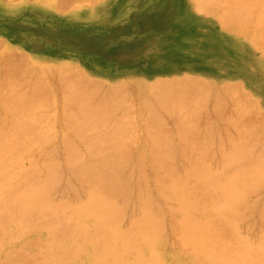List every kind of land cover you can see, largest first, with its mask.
Returning a JSON list of instances; mask_svg holds the SVG:
<instances>
[{
    "label": "rangeland",
    "instance_id": "1",
    "mask_svg": "<svg viewBox=\"0 0 264 264\" xmlns=\"http://www.w3.org/2000/svg\"><path fill=\"white\" fill-rule=\"evenodd\" d=\"M221 1L223 2V0H216L215 3L217 5L214 3L211 8L208 6H205L206 8L202 7L203 8L202 9V8H196L197 4L195 3V0H0V99L1 100H3L4 98L7 99V100L6 99L3 100L5 103L3 101L1 102V100H0V120L2 119L0 122V126L3 127V128L0 127V138L1 139L3 138V142L0 139V143L2 142V145H1V147H2L3 145H5L7 143V140L9 142V139H8L6 133H9L8 135L11 139L10 141L13 140L15 143L18 140L23 138L22 134L24 135V138H26V139H27V135H28V139H29V141L26 143L27 147L25 145L26 148L23 145L24 144L23 141L17 142V144H18L17 147L14 146V147H16V149L14 148L16 150V155L19 156L20 153H22V155L18 157V160L15 157L16 159H14V160H16V162L13 161V159H12V161L15 162V163H13V162L12 163L14 164V168H18V166H19L21 168V170H18V171H17V169H15V171L10 170V169H12L10 167L12 164L11 159L9 161L11 164H9V162H8V165L5 164L7 161L6 162L4 161V163H0V165L3 164V166H7L4 168H5V170H8V172H6L5 170H2L4 168L0 169L2 171L1 174L3 175L2 177H0V179H1L0 184L6 186L4 181H7L10 184L11 182L8 181L9 180L8 177L12 176L11 177L12 183L17 182L18 183L17 185L19 186V188L21 186H23V183H20V182H22V180H23V182L25 181L26 183L29 181V180L25 179L27 172L30 171L29 167L31 165H33V166L35 165L34 166L35 169H37V167L40 168L43 164V162H42L43 159H41L40 161H39V159L41 158V156L42 157L44 156L45 152L43 153V155H41V154L43 151H46V149L47 150L49 149L50 153L53 156L52 155L49 156L50 153L48 152V154H47L48 156L47 155L45 156V158L47 157L46 159H50L53 162L55 160L54 158L56 157V159H58L59 162H60V160L63 161V162L61 161L62 163L57 162V160L54 161L55 163H57V165L60 164L59 167L61 166V168L58 167V169L56 171L57 174H59V172H60V171L58 172L59 169L63 170V171L61 173V176L59 174V177H60L59 179L61 181L59 180V183L56 185L55 189H53V191H52V193L53 192L55 193V190H56V194H54L52 197L54 198V200H56L57 199L56 195L61 196L60 194L63 192V194L64 193L65 194H64V196L62 194V197L68 198L67 200H70L69 202H71L72 200L74 201V199H75L74 197H76V195L74 194V192L76 190L79 189L81 194L83 195L84 191H86L87 190L86 188H88V187L83 182H82L83 183V185H82V183H80L78 180L77 181L74 180L72 178V176H70V174L68 173V170L66 169L67 165L66 164L63 165V163H65L64 160L68 158V154L66 153V152H68V151H66V150H68V148H66L62 145L63 142L66 141V142H69V144L71 142H73V144L71 143L70 145L75 146V147H73L72 150L70 151V154H69L70 156H71V153H73L72 151H74V149H75V152L72 155H74L76 153V151L78 152V148L81 146L79 150L81 152L84 151V153L82 152V154H81V152L79 151L78 153H80V154L76 153L78 156L75 155L76 157L80 158V160H84L88 157H90L89 159H95V160H98V158H103V157L112 158L113 155H115L113 158L116 159V158H120L121 155L124 153V154H126V155H123L125 158L124 160L126 161L125 165L127 164V166H125V167L130 168L131 165L129 162H131V160L133 163L139 161V160H137V158L139 159V156L142 155L141 161L138 163H141V164L144 163V165L142 164L143 167H142L141 171H143L145 173V176H147V178H148V179L144 178L145 180H147L144 182V183H146V186H147L145 188L147 189V191L151 190L150 191L151 197L156 201L157 206L160 205V211H159L160 214H158V215L159 216L161 215L160 216V218L162 217L161 221H162V219L164 220L162 222H163V225L165 226L164 227L165 230H163L164 228H162L163 232L161 231V237L164 235V237H162V243H161V245L157 246V248H156L157 250L155 251L156 255H158V257L155 255V257L158 259V261L156 258H154L153 254H152L151 259L149 258V256H150L149 255L147 257L148 260H146V262L150 261L152 264H155V260H156L157 264H159V263L160 264H170V263H172V264H205L206 262H203L200 259H195V261H193L191 259L192 250H189L191 248L186 249L188 247V245L187 246L182 245L180 240H179V237L177 238L175 236L177 234V232H176V229L171 226L172 222H170V221L173 219V216L176 215V213H174L175 210L173 208L169 209L170 205H168V203H170L172 206V204L174 205V203L173 202L171 203V202L167 201L165 198H162L163 196H159L158 191L156 190L157 188H154L155 182L152 180L153 177L151 179H149L152 176V173H151V169L149 167L150 163H149L148 159L151 157L150 155L154 154V153H152L153 151L154 152L156 151L155 152L156 156L158 155V153L161 155L163 154V153L159 152L158 147H157L158 149L157 148L154 149L155 148L154 146H156L154 144H157V139L153 138L154 134L152 135V133L156 132L157 128H155V125L157 127L158 124L155 122H158V121H159L158 123L161 125V129H162L159 133H161V132L165 133L166 132V134H164V133L163 134L164 135L168 134L165 139L167 141V139L169 138V140H168L169 143H167V145L169 144L168 147H170V150L167 149V151L169 150L171 152L170 153L171 156L168 155L169 160L171 158V161H174L172 159V158H174L178 162V159H179V161H181V162H179V164H181V163H185V160H187L189 157L190 158L193 157V158H195L193 160L197 161L198 159H196V158L199 155L198 158L203 156L205 161L208 158L206 162L207 163L211 162V164L213 166H215L216 164H219L221 162V160L223 159V157L219 158V155L221 154L220 151L222 150L223 144H220L222 147H220V145H218V144L221 141H223L222 143H224V141H226V143H224L225 149L223 147V151H221V152L223 153V155L227 156L226 153L228 154V150L231 147L229 144L230 138L236 137L235 131L230 127L229 123H227V121H225L228 119L227 118L228 115H231V114H229V112H230L229 110H232L231 109L232 106H235V107L237 106V108H238V105H240L239 108H240V110H242L244 108L243 106H245L244 104H247L246 105L247 107L245 106V110H246L245 113H247V114L244 113V109H243L242 113H241V111H239L240 119H241V120L240 119L239 120L242 121L241 122L242 124H240V125H243V120H244L245 122H244L243 127L244 128L246 127L245 129H247V127L249 126L248 121H252V122L253 121L255 122L257 120L259 121V123L257 121L255 124H251L254 126H252V127L249 126V128H253V127H255V125L260 126L261 124H263V122L260 123L261 122L260 120L262 118V121H264L263 120L264 119L263 118L264 117V44H263L264 42H262V41H264V37H262L260 34L264 31V27H263L264 22L261 24L262 25V27H261L259 25L260 23H258L259 20H257V19H259L257 17V14L259 12L258 10H260V12H259L260 14L264 12V11H261L262 9L264 10V6H263L264 0H258L257 2L254 0V2H256V3H253L251 5V9L252 8H254V9H253V11H249V12H252V13H248L250 15L245 14L246 18L244 17L245 15H242V14H238V15H241L242 17L238 16L236 14H235L236 16L234 15L231 18L228 17L227 18L228 23H226L227 25L225 23H223V19H222L221 15H220L221 19L218 18L219 17L218 15L220 14V12H222V13H224L225 11L229 12L230 11L229 9H231L232 7H235V4H234V2H229L228 0H224V1L229 2V4H227V2L226 3L223 2V4H222ZM217 2L218 3L220 2L222 5L220 3L218 4ZM252 2H253V0H252ZM232 4H234V6ZM261 4H263L262 5L263 8H262V6H260ZM229 5L232 7H229ZM237 5H238V2L236 4V6ZM253 5H254V7H252ZM226 6L228 7L227 9H226ZM222 8H224V10ZM226 12H225V14H226ZM222 15H224V14H222ZM235 17H238V18L240 17L241 19L237 18L238 19L237 20ZM251 17H252V19H249V21L251 23L250 24L247 22V20H248L247 18H251ZM234 18L237 21V23H235V21H233ZM255 19L258 21L257 23H256ZM219 20H221L222 23ZM240 21H242V22H240ZM245 21L249 26L246 25V28L241 30L239 28L240 27L239 23H245ZM256 24L259 26H257ZM255 26H257V29ZM239 30H240V32H239ZM256 31L257 32L260 31V33H258V34L261 37L257 34ZM263 34H264V32H263ZM249 35H251V36H249ZM252 36H253V38H252ZM257 36H259V38ZM258 40L261 41L262 43L259 42ZM257 41H258V43H257ZM61 67H63V68H61ZM65 70H66V72H65ZM68 71L71 73H68ZM75 74L76 75L78 74V76H80V77H77ZM70 75H72V76H70ZM81 77H83V78H81ZM73 78H75V80L76 79L77 80L75 81ZM78 78H79V80L82 79L81 80L82 83L78 80ZM65 79H66V81H65ZM71 79L74 80L76 83L74 81H71ZM61 80H63V81H61ZM83 80L86 81V83H84ZM67 81H69V82H67ZM91 81H93V84L96 83V85H97V86L96 85L93 86V84H92V87L94 89L92 87H91L92 88L91 89L88 86V83L90 85ZM118 81H119V85H117ZM63 82H65V83H63ZM120 82H125V83H122V84H124V86ZM154 82L156 84L157 83H159V84L155 85ZM237 82L241 84L239 86L237 85L238 89H240L242 91V88H243V91L246 92V94L243 92V95H241V96L243 97V99L244 98L246 99L247 103H244L243 99L242 100L239 99L240 100V103H239V101L237 100V98L239 97L238 94H236V93L233 94V92L225 91L224 89H222L224 85H226V86L227 85L228 86L236 85L235 83H237ZM62 84L63 85L66 84V85H64L65 88L62 86ZM84 84H86L87 86H85V89H82L83 86H81V85H84ZM58 85L60 88L57 87ZM110 85L111 86L117 85V87L119 86V88L121 90H124V89H126V90H124L122 92L118 88L119 90L116 89L118 91V93L120 94V92H122L120 95L117 93V91H115L116 93L112 92L113 96L110 95V98L107 96L106 98H103L104 100L102 101V99L100 98V95H102V91L105 90L108 86L110 87ZM221 85H223V86L221 87ZM150 87L152 88V90H151V92L153 91L152 93L149 92ZM122 88H124V89H122ZM67 89H70V90L68 91ZM88 89H91L90 92ZM144 89H145V91H144ZM146 89L149 91L146 92L147 91ZM75 90H76V92H74ZM83 90L84 91L87 90L88 91V97L91 98V99L88 98L87 103H86L87 91H85L86 92L85 93ZM192 90H194V91H192ZM36 92L38 93V95ZM82 92H83V95H82ZM156 92L157 93L162 92V94L164 92V94L163 95L155 94ZM80 93H81V97H80ZM89 93H91V94H89ZM33 94H35V96ZM76 94H78L79 96L78 95L76 96ZM117 94H118V96H117ZM10 95H11V98H10ZM17 95L19 96V98L16 97ZM152 95H154V96H152ZM164 95H165V98H164L165 102L162 101L163 98H162V100H161V98H158L157 101H159V99H160L162 101V102L160 101L161 104L159 102V104H160L159 105L156 102L155 107H153L155 104V103H153L155 101V99L158 96L163 97ZM65 96H67L66 97L67 100L73 97L71 99L72 101H70V100L67 101L65 99ZM69 96H71V97L69 98ZM116 96L119 98V101H118V98H116ZM15 97H16V99H15ZM113 97H115V99ZM248 97L252 100V102H250L251 100ZM17 98L19 99V102L21 101L24 104H25V102H27V99L28 100L32 99L33 102L35 104L37 102V104L35 106L34 103L29 100V102H27L24 105L21 102L19 103ZM81 98H82V101L85 99V101H83V102L81 101L82 105L79 104L82 107V109H85V106L87 105L86 109L84 110V113L82 115H84L86 113L87 117L90 119H91V117L93 118V116H94V119H95L94 123L91 122V124H95V125L97 124V126L93 125L95 128H97L98 125H100L97 128V129H99V131L97 130L94 132V130H96V129H94V127L90 128V129H94L93 130L94 133H92V131H89L90 129L89 128L87 129V127L85 126V123H84L85 120H83V119L80 120V118H84L86 115L83 117L81 115V112L78 109H74V107L73 108L71 107L73 105L75 106L76 105L75 102L77 103V100H81ZM98 98L100 100H98ZM122 98L125 100L124 101L121 100ZM138 98H139V100H138ZM22 99H24V100H22ZM73 99L75 102H73ZM106 99H107V101H109V99H110L112 103L111 102L108 103L106 101ZM152 99L154 100L153 102H152ZM143 100L145 101V107L151 106L150 102L153 103L152 107H148V108H150L151 111L154 110V112H152L153 114H150V112H149L150 110L149 109L146 110L147 108L142 109L143 111L139 110L140 109L139 101H141V103H142ZM236 100L238 101V103ZM248 100H249V102H248ZM253 100L254 101L256 100L255 104H254ZM6 101H8V102H6ZM15 101H17L19 104H17V102H15ZM89 101H90V104H89ZM96 101H100L98 103H100L102 105H104V102L106 101L105 104L108 103L109 106L111 105L110 107L112 108L111 109L112 112H109L108 114H106V111H108L110 109V108L109 109L107 108L108 104H107V106L105 105L106 106V109H104L105 112H104V110L103 111L99 110L98 108L103 109L105 106L102 108V106L100 105L101 107H99V104ZM117 101L120 104H118ZM78 102L80 103V101H78ZM93 102L97 103L96 107L94 109H96V111H99V112L96 113V111H94L95 115L90 114L91 117H89L88 116L89 115L88 108L90 105L92 106ZM116 102H117L118 110L116 107H115L116 109L114 108V104H116ZM163 102H164L165 106L161 107ZM7 103H9L11 105H9ZM31 103L33 104V106ZM39 103H41L40 106L42 108L38 105ZM44 103H45V106L42 105ZM69 103L71 104V106ZM123 103L124 104L126 103V104L124 105ZM241 103H242L243 108L241 107ZM5 104L7 107L5 106ZM84 104H86V105H84ZM112 104H113V107H112ZM157 104H158V106H157ZM12 105L15 108V110L17 109L16 111H14L13 107L12 108L10 107ZM16 105L18 107L21 105L20 106L21 108L20 107L18 108ZM79 105H76L75 108H79L78 107ZM226 105L229 107H227ZM34 106H35L36 110H33V109H35ZM66 106L68 107L69 111H68V109H65ZM38 107H40V108H38ZM93 107L89 108V111H91V113H93L92 112ZM25 108H27V109H25ZM11 109L14 113L16 112L15 114L17 115V116H15V114H14V117H15L14 120H12L14 117L12 116L13 112H11ZM19 109H22V110L19 111ZM28 109H30L31 112H29ZM72 109L75 113H77V120H78V121L76 120V122H74V126L78 127V125L81 121V123H80L81 126H79V127L81 129H82V127L84 129L86 128L87 130L85 131V133L90 132L93 135L96 134L99 137L100 142L98 141V139H96V137H94L96 135L93 136L90 133H88L86 135H90V136H86V135H84V133H82V132L80 133L78 131H76V134L73 133L72 129L68 125V122L70 120V119H68V114H65V113L71 112ZM123 109H124V111H122ZM247 109H248V112H247ZM26 110L28 112H26ZM111 110H109V111H111ZM73 111H72V114H73ZM76 111H78V112H76ZM8 112H10V113H8ZM20 112H22L23 115L20 114ZM124 112L125 113L128 112V114L127 113L124 114ZM146 112H148V113H146ZM24 113H26L27 115H25ZM36 113H38L39 115ZM63 113L65 115H63ZM206 113H207V115H209L208 118L210 117L211 119H213V118L215 119V117L221 116L220 118L223 119V120L222 119L218 120L219 117L217 119H215L216 123L218 122L217 127L216 126L214 127V125H215V122H213L214 119L211 120L213 123L210 122V127H211V125L213 126L212 129L214 130V132H212V133L214 136L210 132V131H212L211 128H210L211 129L210 131H206V132L201 131L202 130L201 127L209 128L208 122H207L208 125L204 124L205 121L202 122V120H204L203 116L207 117ZM214 113L217 114V116H215ZM243 113H244V115H242ZM74 114L72 116L73 120H74V116H75ZM96 114H97V118H95ZM99 114H101V115L105 114L104 117H106V118L108 115L109 118L107 120V123L104 124L100 119H98ZM249 114H250V116H249ZM21 115L24 117V119ZM31 115H32V117H31ZM126 115H128V116H126ZM129 115H130V117H129ZM20 116L22 117V119ZM40 116H41V118H38ZM47 116H48V118H47ZM153 116H156L157 119H154V118L152 119ZM196 116H198L202 119L200 120ZM27 117H30V118L28 119ZM87 117H85L84 119H86ZM104 117H103V119L105 120L106 118H104ZM241 117H243V118H241ZM8 118H10V119H8ZM44 118L46 121L44 120ZM38 119H40V121ZM65 119H66L67 124H66V122L63 123V121H65ZM90 119H89V121H91ZM112 119H114V120H112ZM127 119L129 120V124L128 125L126 124V126L129 128L124 127V125H125L124 123H126L125 121H127ZM174 119L176 120V123H175ZM197 119H199L198 124H196V122H195V121H197ZM32 120H34V121L38 120V121L33 122ZM82 120H83V122H82ZM115 120L118 123H116ZM205 120H206V118H205ZM25 121H28L27 123H30L29 126L23 124V123H25ZM41 121H43L44 123ZM47 121H49V122H47ZM112 121H113L112 125L114 123L115 124H114V126L111 125V127H110V124ZM119 121H124V123L121 122L122 123L121 124ZM206 121H209V120H206ZM224 121H225V123H227L226 125H225ZM40 122H41V125L39 127L38 125ZM77 122H78V124H76ZM99 122H100V124H99ZM105 122H106V120H105ZM9 123L11 124V128H13L12 125H14V124H15L14 127L16 126V128H13V129H11V131H9L10 130V128H9L10 124ZM27 123H25V124H27ZM31 123H36V124L34 125ZM48 123H50V124H48ZM82 123L84 125H82ZM221 123L224 124V126H227L226 127L227 129H230V133L232 130V133H231L232 135L229 132L228 133L230 135L227 133L228 130H226V131L224 130L225 132L221 130L222 129L221 127L223 126V125H221ZM44 124L46 126H44ZM203 124L205 126H202ZM5 125H7V127L8 126L9 127L7 128V127H5ZM31 125H33V128L32 129L30 128V131H28L29 130L28 127H30ZM62 125H64V126H62ZM118 125H120L121 129H122V127L124 129L127 128L126 129L127 132H129V130H130L129 133L133 134V135H131L132 137H130L129 133H128L129 134L128 135L125 130L124 131L126 133L120 129V131L125 134V137L128 138V141L130 139V141L128 143H127V138L122 136L124 134L121 133L120 131H119L120 134H122L120 137H123L124 139L120 138V140H122V141L119 140L118 144H116L117 143L116 140H118V139H115V144L113 143L114 142L113 139L117 135L116 130H119L116 128V127H118ZM143 125L144 126L146 125V127L149 128V130L147 128L148 133H149V131H150V133L152 132V129L150 130L151 127L154 129L153 132L151 133L152 136L149 137V135L147 133H146L147 135L145 134L146 129L144 130V128H146V127H143ZM37 126L39 128L44 126V128L43 127L41 128L44 130V131L42 130L43 132L41 133L42 137L45 136V131L46 132L50 131V133L49 132L46 133V136L47 135L49 136V137L47 136L46 138L49 140L46 139L47 140L46 141L41 136H38V135H40L41 129H40V131H38L39 129L38 130L36 129ZM180 126H184V127H180ZM197 126L200 128V129H198L199 131L195 130V129H197ZM218 126H219V128H218ZM46 127H48V128H46ZM106 127H108V129H105ZM113 127H115L116 129H114ZM131 127H132V129L134 128L133 129L134 131H132V129H130ZM192 127H194L193 128L195 130L194 132L192 131L193 129H190ZM34 128L36 129V131H34V132H36V133L38 132L37 133L38 135L36 133H35V135L39 138H37V137L36 138L40 139V140L36 141L38 143H36L34 141V137L31 138V139H33V142H31L32 140L29 137L31 134H33L32 131L35 130ZM68 128H69V130H68ZM110 128L114 129L116 134L112 133V135L114 134V137L111 136V138H112L111 142L112 143H110V142L108 143V141H107V143H108L107 144L106 141H103L102 139H104V140L109 139V136L111 134H108V136H107V134L106 135H104V134L109 133L108 131H110ZM139 128H140V130H139ZM178 128L179 129H181V128L186 129V131L184 130L185 132H187V130L189 131V133H186L187 136L190 134L187 137V140H189V141H190V139H188V138H191L193 136V135L191 136V133L193 132L192 133V134H194L193 138L196 137L195 140H198L199 144H200V140H201V142H202V140H204V139H201L200 135H202V134L200 133V131L204 134L203 137L205 139H206V137L208 138L207 135H209V134L206 135V133L209 132L210 133L209 136H211V138H209V139L211 142H209V139H207L208 141L204 140V142L206 141L208 143H205V147L203 149V150H205L204 155H206L207 157L204 156L203 153L201 152L202 149H200V147L204 146L202 143L201 144L203 146H200L199 144H194V143H193L194 146L191 145V147H195V145L196 146L199 145V147L197 146L198 148L195 147V149L201 150L200 152H197V154H196L197 156L193 155L194 152H192V155H189V157L187 156L188 154H186V159L181 158V156L179 157L180 151H182L180 148V151L176 152L179 150L178 149L179 145H180V147H183V145L185 144L184 145L185 150H183V151H185V153H186V151L188 150V148H186V147L187 146L189 147V144H192V142L188 143L187 140L185 139L187 142L186 143L184 138H182L180 136V134L178 132L179 131ZM215 128L220 130L219 135H218V133L217 134L215 133L218 131L217 129H216L217 130L216 131ZM257 128L258 127H256L255 135L257 134ZM141 129H142V132H141ZM223 129H224V127H223ZM14 130H16V131H14ZM61 130L64 131L65 133L67 132V134H65L66 136L62 134L63 132ZM21 131H22V133H21ZM114 131H112V132H114ZM13 132H17V133L13 134ZM26 132H28V133L32 132V133L30 135L29 134L25 135L24 133H26ZM97 132L98 133L101 132V133L97 134ZM197 132H198V134L196 135ZM18 133L19 134L21 133V135H19ZM51 134H52V136H50ZM57 134L58 135L61 134V136L57 137L58 136ZM215 134L218 137H216ZM4 135L7 137L6 140L4 139V137H5ZM67 135L69 136V138L72 137L71 138L72 141H71V139L68 138ZM73 135H74V137L76 135V137L74 138ZM226 135H229L230 137L229 136L224 137ZM31 136H34V134ZM118 136H119V133H118ZM160 136H161V134H160ZM219 136L222 137L220 139H223V140H220V142L216 141L219 139ZM13 137H15V139ZM60 137L63 139H66V140L63 141ZM106 137H108V138H106ZM17 138H20V139H17ZM24 138L22 140H24V142H26L28 139L25 140ZM58 138H60L62 141H60V139H58ZM73 138L75 139V141ZM116 138H119V137H116ZM152 138L154 140H152ZM162 138H164V136ZM193 138H191V141L194 140ZM198 138H200V139H198ZM224 138L225 139L228 138L229 141L224 140ZM41 139L45 140L44 143L42 142ZM90 139L96 140V141L95 142L90 141ZM211 139H214V141H212ZM161 140H163V139H160L159 141H161ZM83 141L88 142L86 144L89 147L92 146L94 148H96L99 145L98 143H102V144L104 143V146H105V143L107 144L106 146L112 145V147H110L111 149H113L112 152H114V149H117V148H113V147H117L119 144H121V145H119V147H123L124 149L126 148V151L122 152V151H124V149L121 148L122 151L120 154L118 152L119 149L117 152H115L116 154H112L111 152L109 153V151H111V149L108 150V152L104 151V149H102L104 146L101 147V144H100L99 148L97 147L98 150L97 149L95 150L92 147H90V149H89V147H86L87 146L86 144H85L86 146H84ZM198 141H195V143ZM39 142L43 143V144L38 146ZM46 142L50 143V144H46ZM89 142H94L95 144L97 143L98 145L96 144L97 145L96 146V145H94V143H93V145H92V143L90 145ZM122 142L124 145L122 144ZM124 142H126L127 144ZM182 142H184V143H182ZM217 142H219V143H217ZM19 143L22 144L24 149H22L23 148L22 146L21 147L19 146ZM51 143H52V145H51ZM53 143L55 144L54 147L56 149V152L54 151ZM57 143H59V144H57ZM60 143L62 146H60ZM10 144H12V142L7 143L5 148L4 147L3 148L6 149V147H8V149H9L11 147ZM35 144L39 149L35 148V146H34ZM149 144H153V145L149 146ZM164 144H166V142L165 143L163 142V146L161 145V147L167 148L166 147L167 145L164 146ZM171 144H174L172 147H175L174 149H178V150H176V151L173 150V148L171 147ZM225 144L226 145L228 144L227 145L228 147ZM9 145H10V147H9ZM44 145H46L45 149H44ZM215 145H216V147H215ZM106 146H105V149H106ZM143 146H144V149H143ZM18 147H20V149H18ZM50 147H52V148L50 149ZM76 147H77V150H76ZM84 147L86 148V151L84 150ZM100 147L103 150V152L99 154V152L102 151V150H100ZM191 147H189V150ZM217 147L219 150L221 148V150L219 151L217 149ZM226 147L228 150L226 149ZM63 148H64V150L66 149L65 150L66 152L63 150ZM140 148H141V150H139ZM171 148H172L173 152L175 151L174 153L171 151ZM212 148H214V149H212ZM2 149L0 150V153L2 152ZM8 149H6V151L3 150L4 154L2 156H0V159H3V160L7 159V158H1V157H3L4 155L8 157V153H7V151H9ZM28 149H30V150H28ZM92 149H94L93 150L94 154L89 155L88 152H89V150H92ZM127 149H129L130 151ZM161 149L163 150L164 148H161ZM207 149H209V150H207ZM230 149H232V147ZM39 150L42 152L39 153ZM192 150L194 151V149L191 148V151ZM199 150H195V153H196V151H199ZM216 150L220 154H218V152H216ZM225 150H227V151L225 152ZM30 151H31V154H30ZM36 151L39 153V156H37ZM57 151H58V154H57ZM95 151H97V153ZM127 151L129 152V155H128ZM140 151H143V153ZM157 151H158V153H157ZM163 151H164V154H163L164 156L163 155L162 156L164 158L165 155L168 154L169 151L166 152L165 149ZM191 151H189V152L191 153ZM210 151H212L211 154L214 153V155H215V156L212 155L213 157H210L211 156V154H210L209 157L212 160H210L208 157V154ZM27 152H29V153H27ZM138 152H140L142 154L137 156ZM6 153H7V155H6ZM103 153H104V155H103ZM183 154H184V152H183ZM14 155H15V153H14ZM14 155H12V156L14 157ZM173 155H176V156H173ZM216 155H217V157H216ZM12 156L10 155V158ZM83 156L85 157L84 159H83ZM123 156L120 158L121 160H123ZM156 156H153V157H156ZM183 156H185V154ZM33 157H34V159H36L37 163L34 161ZM126 157H127V159H126ZM203 157L201 158L202 160H204ZM165 158H167V156ZM133 159H135L136 161ZM215 159H216V161L219 160L220 162L217 163L215 161ZM3 160H1V161H3ZM127 160L129 161L128 162L129 164L127 163ZM176 161H175V163H177ZM118 162H121V161H118ZM32 163H34V164H32ZM138 163H135L136 165L134 164L131 166L133 168H131L130 170H132V171L134 170L135 172H132L129 169H127L129 171L124 170V171H126V175H128V176H130V174L133 173L130 176L131 178L132 177L133 178L132 179L130 178V180H133V179L137 180L138 174H134V173H136V170L140 171V169L138 170V168H139V166L141 167V165ZM15 164L18 166H16ZM33 166H32V168H33ZM134 166H137L138 168L135 169L136 167H134ZM0 167H2V166H0ZM125 167H124V169H126ZM14 168H13V170H14ZM20 168H18V169H20ZM16 171H17V173H15ZM10 172L12 173V175ZM23 172H25L26 175L23 176L22 175ZM127 172H129L130 174ZM3 173H10V174H5L7 177V178H5V175ZM144 173L143 174L141 173L142 176L144 175ZM13 174H16L17 177L14 175L16 179L14 178ZM65 174H67V175H65ZM124 174H125V172H124ZM62 175H63V177H62ZM135 175H136V177H135ZM67 176H69L70 178H68ZM22 177H25V178H22ZM13 178L15 179V181ZM18 179H19V181H18ZM66 179H70L74 184H76V185H74L75 186L74 190L73 189L67 190L68 193L66 192V190L65 191L59 190V188L60 189H61V187L63 188V185L66 182H71L70 180H66ZM136 180H135V182H137ZM62 181H63V183H62ZM13 184H15V183H13ZM13 184L11 186H13ZM131 184L134 185L135 183L132 182ZM197 184H199V183H197ZM15 186H16V184H15ZM15 186L13 187L14 190H16L18 188L17 186L16 187ZM78 186H81V187H78ZM135 186L136 185H134L132 188L134 189ZM200 186L202 187V184H200L199 186H196V187L199 188ZM203 189L206 190V187L201 188V190H203ZM258 189L259 190L254 191L249 196V199H248V201L250 199H252L254 201L253 202L251 200L252 204L255 203L254 204L255 207L251 204V206H253L254 209L251 207L250 208L251 212H250V210L248 211L249 213L247 212L249 215L250 214L251 215L249 217L245 216L244 218L246 221L243 220L240 223V227L242 226L241 227L242 234L245 235V237L248 236V238L250 240L252 239L253 240L252 242H254V241L257 242L259 239H261V237L259 236L260 234H262L261 236H263L262 238L264 240V224H262V222H261L262 218L264 219V212H263L264 211V206H263L264 205V197L262 199V196H264L263 195L264 194V181L261 183V186ZM17 190L20 191L21 189L20 190L17 189ZM58 192L60 194H58ZM69 196H70V198H69ZM72 196H73V198H72ZM201 197H203V196H201ZM59 200H61V198ZM131 201H132V199L129 200L127 207L123 210V212H124L123 214H125V215H123L124 217L122 216V218L124 221L135 216L136 213L138 212V211L135 212L137 210V208L135 209L136 206L134 204H131V203H135V201L134 202L133 201L131 202ZM163 202L167 203V206ZM15 207H16V209H18L17 205H15ZM167 207H168L169 211H168ZM130 208H132V209H130ZM252 209H253V211H252ZM65 210L67 211L68 209H63L64 212H65ZM170 210H174V211H170ZM255 210H257V212H258V210L260 211V213H258V216H261V214H262L261 210H263L262 211L263 214H262L261 218L257 216V212ZM62 212H60V213L58 212V213L62 214ZM64 212H63L62 216L59 215L58 213L57 214L61 218V217L65 216ZM163 212H165V213H163ZM45 213H47V216L49 215V213L47 211ZM16 214H17V210H16ZM65 214L67 215V212H65ZM70 214L71 213L69 212L68 215H70ZM33 215L31 214L30 217L32 218ZM36 215H37V217H35V215H34V217H33L34 219L30 218L31 220L27 216V218L30 221L28 219H26L29 222H26V220H25V222L27 223V224L26 223L24 224L25 226L23 225V223H24V218H26V217L21 219V221L23 223H21V221H20V223L16 222V224H18L17 225L18 228H20L22 225L24 226V227H22V231L20 230L21 228L18 229L16 227V224H14L15 222L12 223V226L10 225L11 228H9V229H7L9 226L7 224H5V222H3V225L0 228V233H1V231L2 232L4 231V233H5L4 236H3V234L0 235L1 237H4L3 240L0 241L1 245H2V243L3 244L6 243V245L8 247V251L10 250L9 252H11L12 249L14 251L15 250L14 248L17 246H20V248H21V249L17 248V251L11 252V254L9 253V256L13 255V254L15 255V257L13 256L15 258V261L22 260L24 263L21 262L20 264H26L27 262H29L30 264H33L32 260L36 259V258H40V256H42L40 258V260H41L40 262H43L42 258L45 255L44 259L47 258L48 264H50V261L53 259H54V261H52L53 264L55 261H56V263L58 262V264H62V262H65V261H66L65 262L66 264H98L99 263L98 259H100V258L97 255H100V253L102 252V250H101L102 246H100L101 248L98 249L96 244L97 243L99 244L101 239L98 240V239L92 237L93 243L92 242L88 243L87 238L85 236H84L85 238H82L83 237L82 233L77 232V229H75V228H73V230H75V232H76V233L74 232L75 233L74 235L75 236L77 235V237H75L72 233V235L74 236V238H73V236H71L67 232L66 234H69L71 237L69 235H68L69 236L68 237L65 234L63 236H65V237L67 236L66 238L65 237L60 238V236H62L61 232H63V231H59L60 230L59 226H61V224L58 226V224L55 225V224H53V222H51L52 225L50 223H49L50 225L48 223L46 225V222L48 221V219L50 220L51 215H49L48 217H45V214H42L44 217H42V215L41 216L40 215L38 216V214H36ZM53 215H52V217L56 216V214L54 216ZM39 217H40V221L38 219ZM68 217H70V216H68ZM257 217L260 219H258ZM43 218H44V220H42ZM45 218L46 219L48 218V219L45 220ZM33 220L34 221L36 220L37 222L36 221L35 222L37 224H38V222L41 224H39L40 227L37 224H35V226H34V224H32L33 225L31 228L32 230H30L28 228L30 227L29 225L31 223H34ZM61 220H62V218H61ZM42 222L45 223V227H43L44 223H42ZM169 222L171 223V225ZM263 222H264V220H263ZM82 223L83 224L86 223L85 227L87 229H89L88 226L90 227V224L87 220H83ZM48 225H49V227H48ZM53 225H55L56 228L57 229L59 228V229L57 230L55 228V226H53ZM244 226H246L245 229L243 228ZM25 227H27V230H28L27 233L28 234L26 233L27 230L25 229ZM34 227H36V228H34ZM43 228H46V229H43ZM51 228H52V230H51ZM249 228H251V230ZM2 229H4V230H2ZM16 229L18 230V233L21 234L23 232L24 235L22 233L20 236L18 235L19 238H17V234H16L17 230ZM174 229H175V233L173 231V235H172V230H174ZM246 229H247V231H246ZM5 230H8L11 232L10 235H8L9 236L8 238L6 235L9 234V232L5 231ZM54 230H55L56 236L60 232L61 235L58 234L59 239H58V237L56 238L53 235L52 232H54ZM56 231L57 232L59 231V232L57 233ZM170 231H171V233H170ZM244 231H246V232H244ZM14 232L16 234V239L14 238L12 240V238L15 237V234L13 236ZM71 232L72 231H70V233ZM249 232H250V234H249ZM63 233H65V232H63ZM244 233H246V234H244ZM254 234L257 237L254 236ZM252 235H253V237L251 238ZM11 236H12V238H10ZM49 237H51V238H49ZM79 237L81 239H84L83 240L84 242L81 241ZM26 238H29V239L31 238L30 240H32V241H29ZM48 238L50 240V243H49ZM53 238L55 239V241H53L54 240ZM62 238H63V240H62ZM175 238L178 241H176ZM0 239H2V238H0ZM9 239L11 240V242ZM33 239H34V241H36V240L38 241V239H40L38 241V243L41 240H43L42 244L46 243V245H44V246L47 247V248L46 247H44V248L49 249V251H51L52 248H54L53 250L56 252L58 249H55V248H57L56 246H58L59 244L55 243V242H61L60 240H62V242H63V243L61 242L60 244L61 245L64 244L66 247H67V245L69 247V245L71 243H73L74 241L76 244V241H77V243H79V244H76L77 250H78V248H80L79 250H82V248L84 246H85V248H84V252L83 251L81 252L79 250L75 254H74V252H71L74 254L73 255L70 253V251H72V248L74 249L75 246L72 247L74 244H71L69 249L68 248L65 249L64 245H63L64 247H62L60 245L59 250H61L62 248L65 249L64 251L62 250L64 252V255L62 254L63 252H61V254H60L59 250L56 253L52 250L54 252V255H53V252L51 251L47 256V253L49 251L45 250V252L47 251L45 253L44 248L42 247L43 245L41 243L40 244L36 243L37 245L34 244L35 242L33 241ZM51 239H53V240H51ZM6 240H8L9 242ZM25 240H26V242L23 243L22 241H25ZM66 240L69 241L70 243L69 242L67 243ZM95 240H98L96 244L94 243V242H96ZM20 241L22 242V244H19ZM27 241L29 243L31 242L32 244L30 245L29 243H27ZM45 241H48V243H49L48 246H47L48 243ZM102 241L103 240H101V243H102ZM104 242H106V240ZM104 242L102 244L103 246H104ZM164 242H166V243H164ZM33 244H34V246H33ZM53 244L55 245V247ZM56 244H58V245H56ZM137 244H138V246H137ZM40 245H42L41 247L43 248V251H42V248L39 247ZM79 246H81V247H79ZM94 246L96 249L94 248ZM140 246H141V243H139V242L134 243L133 248L130 249L131 252L129 250L128 253L123 255V258H122L123 262L127 264V262H129V260H132L133 262L135 260H137L138 258L135 257V256H137L136 250ZM60 247H61V249H60ZM92 248H94L95 250H93ZM19 249H20V251L18 252ZM66 250L68 251V253H70L69 255H68V253H66ZM133 250H134V252H133ZM187 250H189V251H187ZM31 251H33V253L35 252V254L37 256L35 257L34 256L35 254H32ZM41 251H42V253H41ZM24 252H26V253H24ZM132 252H133V255L136 252V254L134 256L135 259L133 258V255L131 254ZM40 253L42 255H40ZM58 253L60 254L61 257H59V260H56V256H57L56 254H58ZM65 253H66V255H65ZM17 254H19L18 257L16 256ZM24 254H26V255H24ZM38 255H39V257H38ZM70 255H73V257L74 256L75 257L73 258L71 256L72 257V258L70 257L72 259L71 260L69 258ZM94 255H96L98 257V259L94 258V257H96ZM26 256H29V257H26ZM124 256H126V258ZM13 257L11 256L10 259H8V261L11 260V261H13L12 263L19 264L20 261L15 262ZM32 257H33V259H32ZM50 257H51V259H50ZM67 258H69L70 260H67ZM152 258L154 259V261H152L153 260ZM2 259L3 258L0 255V264L3 263ZM29 259H32L31 260L32 262H30ZM78 259H83V260L79 261ZM159 259H161V260H159ZM8 261L6 260V262H4L3 264H12V263H9ZM36 261L39 263V259ZM132 261H130V262H132ZM37 262H36V264H37ZM47 262H45L44 264H47ZM52 262H51V264H52ZM34 263H35V261H34ZM143 264H144V262H143ZM146 264H149V262Z\"/></svg>",
    "mask_w": 264,
    "mask_h": 264
},
{
    "label": "bare ground",
    "instance_id": "2",
    "mask_svg": "<svg viewBox=\"0 0 264 264\" xmlns=\"http://www.w3.org/2000/svg\"><path fill=\"white\" fill-rule=\"evenodd\" d=\"M229 2H234V4H235V7H232V6H230L229 5V7H232L231 9H229L230 11L228 12H226V14H225V12L224 13H222V12H220V14L218 15L219 17L218 18H220L221 19V17H222V19H223V23H228V17H233L235 14L236 15H238V14H242V15H245V14H248V13H252V12H249V11H253V9L254 8H252L251 9V5L253 4V3H256L258 0H255L256 2H254V0H253V2H252V0H228ZM216 2V0H195V3L197 4V7L196 8H204L205 6H208V7H212L213 6V4ZM222 2V1H221ZM223 2H227V1H224L223 0ZM223 2H222V4H223ZM229 2H227V4H229ZM237 2H238V5L236 6V4H237ZM252 2V3H251ZM262 2V1H261ZM194 3V4H195ZM218 3V2H217ZM220 3V2H219ZM218 3V4H219ZM216 4V3H215ZM221 4V3H220ZM221 4V5H222ZM234 4H232L233 6H234ZM217 5V4H216ZM226 5V4H225ZM255 5V4H254ZM254 5L252 6V7H254ZM263 4H261L260 6H262ZM196 6V5H195ZM264 6V5H263ZM263 6H262V8H263ZM207 7V8H208ZM256 7V6H255ZM202 8V9H203ZM206 8V7H205ZM228 7L226 6V9H227ZM261 8V9H262ZM223 10H224V8H222ZM259 12H260V10H258ZM261 11H264L263 9L261 10ZM258 12V14H257V17L259 18V19H257V20H259V22L255 19V21H256V23L258 22V23H260L259 25L262 27V23L264 22L263 20H264V12L263 13H259ZM224 14V15H222V14ZM260 14V15H259ZM220 15H221V17H220ZM235 15V16H236ZM248 15H250V14H248ZM247 15V16H248ZM238 16H241V15H238ZM260 16V17H259ZM217 17V16H216ZM242 17V16H241ZM245 18H246V15L244 16ZM236 19L238 18V17H235ZM235 18H234V20L233 21H235V23H237V21L235 20ZM240 18V17H239ZM238 18V19H239ZM237 19V20H238ZM241 19V18H240ZM248 20H247V22L248 23H250V21H249V19H252V17L251 18H247ZM232 20V19H231ZM220 22H221V20H219ZM240 22H242V21H240ZM222 23V22H221ZM234 23V24H235ZM251 24V23H250ZM224 25V24H223ZM227 25V24H226ZM229 25V24H228ZM246 25H248L247 23H246V21H245V23H239V28L242 30V29H245L246 28ZM257 25V24H256ZM259 25H257V26H259ZM249 26V25H248ZM254 26V25H253ZM257 26H255L256 27V29H257ZM230 27V26H229ZM264 27V26H263ZM254 28V27H253ZM252 28V29H253ZM260 30V29H259ZM262 30V29H261ZM255 31V30H254ZM239 32H240V30H239ZM257 32V31H256ZM264 32V31H263ZM263 32L260 34L262 37H264V34H263ZM255 33V32H254ZM258 33H260V31L259 32H257V34ZM263 34V35H262ZM253 35V34H252ZM259 35V34H258ZM259 35V36H260ZM249 36H251V35H249ZM259 36H257L258 38H259ZM260 36V37H261ZM252 38H253V36H252ZM256 38V37H255ZM257 38V39H258ZM256 39V40H257ZM260 40V39H259ZM258 40V41H259ZM262 40V39H261ZM258 41H257V43H258ZM259 42H261V41H259ZM262 42H264V41H262ZM261 42V43H262ZM260 43V44H261ZM259 44V45H260ZM264 44V43H263ZM262 44V45H263ZM259 47V46H258ZM263 47V46H262ZM59 67V66H58ZM61 68H63V67H61ZM65 72H66V70H65ZM68 73H71V72H69L68 71ZM73 73V72H72ZM77 73V72H76ZM31 74V73H30ZM34 75V74H33ZM68 75V74H67ZM76 75V74H75ZM56 76V75H55ZM70 76H72V75H70ZM77 77H80V76H78V74L76 75ZM35 77V76H34ZM54 78V77H53ZM81 78H83V77H81ZM56 79V78H55ZM70 79V78H69ZM74 80H75V78H73ZM64 80V79H63ZM63 80H61V81H63ZM74 80H72L71 79V81H74ZM77 80V79H76ZM75 80V81H76ZM78 80H79V78H78ZM81 80L82 79H80L79 81L81 82ZM65 81H66V79H65ZM74 81V82H75ZM67 82H69V81H67ZM78 82V81H77ZM83 82L84 83H86V81H84L83 80ZM89 82V81H88ZM87 82V83H88ZM127 82V81H126ZM63 83H65V82H63ZM72 83V82H71ZM76 83V82H75ZM82 83V82H81ZM90 83V82H89ZM89 83H88V86L91 88L92 87V84H93V81H91V84L89 85ZM121 84L122 83H125V82H120ZM128 83V82H127ZM155 83V82H154ZM56 84V83H55ZM157 84H159V83H157ZM156 83H155V85H157ZM236 85H230V86H226V85H221V87L223 86V88L222 89H224L225 91H229V92H233V94L234 93H236V94H238L239 95V97L237 98V100L239 101V103H240V100H242L243 99V97L241 96V95H243V92L246 94V92L245 91H243V88H242V91L240 90V89H238V87H237V85L239 86V85H241L240 83H235ZM64 85H66V84H64ZM64 85L62 84V86L64 87ZM75 85V84H74ZM77 85V84H76ZM94 85H96V83H94L93 84V86ZM114 85V84H113ZM117 85H119V81L117 82ZM117 85H115V86H111L110 85V87L108 86L105 90H103L102 91V95H100V98L102 99V101L104 100L103 98H106L107 96L110 98V95H112V92H114V93H116L115 91H117L116 89H118L119 88V86L117 87ZM123 86H124V84H122ZM129 85V84H128ZM149 85V84H148ZM153 85V84H152ZM81 86H83V88L82 89H85V86H87L86 84H84V85H81ZM97 86V85H96ZM104 86V85H103ZM57 87H59V85L57 86ZM113 87V88H112ZM122 87V86H121ZM148 87V86H147ZM146 87V88H147ZM156 87V86H155ZM242 87V86H241ZM60 88V87H59ZM65 88V87H64ZM93 88V87H92ZM91 88V89H92ZM62 89V88H61ZM72 89V88H71ZM76 89V88H75ZM91 89H88L89 90V92H90V90ZM94 89V88H93ZM111 89V90H110ZM114 89V90H113ZM120 89V88H119ZM118 89V90H119ZM122 89H124V88H122ZM194 89V88H193ZM68 91L70 90V89H67ZM79 90V89H78ZM124 90H126V89H124ZM124 90H121L120 89V91H124ZM147 90V89H146ZM151 90H152V88L150 87V91L149 90H147L146 92H151ZM196 90V89H195ZM73 91V90H72ZM84 91V90H83ZM85 91H87V90H85ZM84 91V92H85ZM142 91V90H141ZM140 91V92H141ZM144 91H145V89H144ZM166 91V90H165ZM192 91H194V90H192ZM71 92V91H70ZM74 92H76V90L74 91ZM79 92V91H78ZM122 92H120V94L122 93ZM126 92V91H125ZM124 92V93H125ZM153 92V91H152ZM151 92V93H152ZM172 92V91H171ZM197 92V91H196ZM37 93V92H36ZM63 93V92H62ZM69 93V92H68ZM73 93V92H72ZM86 93V92H85ZM117 93H118V91H117ZM173 93V92H172ZM175 93V92H174ZM195 93V92H194ZM89 94H91V93H89ZM119 94V93H118ZM118 94H117V96H118ZM119 94V95H120ZM149 94V93H148ZM155 94H160V95H163L164 94V92H163V94H162V92L160 93H155ZM154 94V95H155ZM34 96H35V94H33ZM37 95H38V93H37ZM78 94H76V96H77ZM82 95H83V92H82ZM85 95V94H84ZM87 96H86V103H87V100H88V91H87V94H86ZM123 95V94H122ZM154 95H152V96H154ZM72 96V95H71ZM71 96H69V98L71 97ZM75 96V95H74ZM79 96V95H78ZM113 96V95H112ZM116 96V98H118ZM126 96V95H125ZM136 96V95H135ZM157 96V95H156ZM16 97H18L19 98V96L17 95ZM16 97H15V99H16ZM39 97V96H38ZM37 97V98H38ZM67 96H65V99L67 100V98H66ZM80 97H81V93H80ZM91 97V96H90ZM120 97V96H119ZM141 97V96H140ZM167 97V96H166ZM242 97V98H241ZM3 98V97H2ZM10 98H11V95H10ZM14 98V97H13ZM17 98V99H18ZM29 98V97H28ZM36 98V99H37ZM40 98V97H39ZM73 98V97H72ZM72 98H70V99H68V100H70V101H72L71 99ZM78 98V97H77ZM84 98V97H83ZM114 99H115V97H113ZM127 98V97H126ZM137 98V97H136ZM142 98V97H141ZM158 98H161V100H162V98H163V100L162 101H164L165 99V95L163 96V97H157L156 99H155V101L152 99V102L153 103H155L154 104V106H153V103L152 102H150L151 103V106H147V107H145V101L143 100V102L141 103V101H139V104H140V111H143L142 109H144V108H147L146 110H150V108H148V107H155V105H156V102L159 104V102L161 101L160 99H159V101H157V99ZM249 98V97H248ZM6 98H4L3 100H5ZM14 99V100H15ZM27 99V98H26ZM76 99V98H75ZM89 99H91V98H89ZM113 99V100H114ZM143 99V98H142ZM240 99V100H239ZM250 99V98H249ZM1 100V99H0ZM3 100H1V102L3 101ZM7 100V99H6ZM10 100V99H9ZM21 100V99H20ZM22 100H24V99H22ZM30 100V99H29ZM29 100L27 99V102H29ZM67 100V101H68ZM97 100V99H96ZM98 100H100L99 98H98ZM121 100H125V99H121ZM120 100V101H121ZM138 100H139V98H138ZM141 100V99H140ZM236 100V101H237ZM251 100V99H250ZM11 101V100H10ZM13 101V100H12ZM26 101V100H25ZM30 101H32L33 102V100L31 99ZM35 101V100H34ZM78 101H80V103L78 102ZM82 98H81V100H77V103L74 101V99H73V102H75V104L76 105H79V104H81L82 105V102L83 101H85V99L82 101ZM106 101H107V99H106ZM105 101V102H106ZM115 101V100H114ZM118 101H119V98H118ZM117 101V102H118ZM161 101V102H162ZM238 101H237V103H238ZM243 101H244V103H247L246 102V99L244 98L243 99ZM254 101V100H253ZM256 101V100H255ZM255 101H254V104H255ZM4 102V101H3ZM6 102H8V101H6ZM15 102H17V101H15ZM18 102H19V99H18ZM17 102V104H19ZM27 102H25V104L27 103ZM62 102V101H61ZM64 102V101H63ZM95 102V101H94ZM92 103V106L91 107H93L92 108V112L94 113V111H96V109H94L95 107H96V104L98 103V102H100V101H96L97 103ZM105 102H104V105H102V104H100V103H98L99 104V107H101L102 106V108L106 105L107 106V104L109 103V102H111V100L109 99V101H107L108 103L107 104H105ZM117 102H116V104H114V108L116 107L117 108ZM161 102H160V104H161ZM165 102V101H164ZM164 102L162 103V105H161V107H163V106H165L164 105ZM248 102H249V100H248ZM250 102H252V100L250 101ZM5 103V102H4ZM12 103V102H11ZM14 103V102H13ZM21 103H23V102H21ZM34 103V102H33ZM112 103V102H111ZM110 103V104H111ZM122 103V102H121ZM128 103V102H127ZM243 103V102H242ZM242 103H241V107H242ZM7 104H9V103H7ZM24 104V103H23ZM24 104V105H25ZM32 104V103H31ZM36 104H37V102H36ZM36 104L34 103V105L36 106ZM68 104V103H67ZM70 104V103H69ZM74 104V103H73ZM89 104H90V101H89ZM118 104H120L119 102H118ZM124 104V103H123ZM126 104V103H125ZM124 104V105H125ZM158 104H157V106H158ZM159 104V105H160ZM9 105H11V104H9ZM39 106L41 105V103H39L38 104ZM37 105V106H38ZM42 105H44L45 106V103L44 104H42ZM65 105V104H64ZM75 105V106H76ZM84 105H86V104H84ZM101 105V106H100ZM122 105V104H121ZM123 105V106H124ZM150 105V104H149ZM223 105V104H222ZM238 105V104H237ZM245 106L247 105V104H244ZM5 106H6V104H5ZM4 106V107H5ZM17 106V105H16ZM21 106V105H20ZM19 106V107H20ZM31 106V105H30ZM29 106V107H30ZM32 106H33V104H32ZM35 106H34V108H35ZM70 106H71V104H70ZM75 106L73 105V106H71L72 108L74 107V109H78L80 112H81V115L84 113V110L86 109V106H85V109H82V107L79 105L78 107L79 108H75ZM89 106V108H91ZM106 106L103 108V109H101V108H98L99 110H101V111H103L104 109H106ZM108 106H109V104H108ZM107 106V108L109 109V110H111L112 108L109 106L108 107ZM119 106V105H118ZM227 106V105H226ZM245 106H243L242 108L244 109V113L246 112V110H245ZM7 107V106H6ZM11 108L13 107V105L12 106H10ZM18 107V106H17ZM18 107V108H19ZM27 107V106H26ZM41 107V106H40ZM40 107H38V108H40ZM62 107V106H61ZM112 107H113V104H112ZM121 107V106H120ZM119 107V108H120ZM126 107V106H125ZM224 107V106H223ZM227 107H229V106H227ZM240 105H238V108H237V106L235 107V106H232V110H229L228 112H229V114H231V115H228V119L227 120H225V121H227V123H229V125H230V127L235 131V135H236V137H233V138H230V141L228 140V138L227 139H225L224 138V140H227V141H229L230 143V146L232 147V149H230L229 148V150L227 149V147H226V149L228 150V154L226 153V155L227 156H225V155H223V153L221 152V151H223V147H224V143H226V141H224V143H222L223 141H221L220 142V140H223V139H220V138H222L221 136H219V139L218 140H216V141H219V142H217V143H219L218 145H220V144H223V147L220 145V147H222V150H221V148H220V150L218 149V147H217V149L220 151V153L216 150V152H218V154H220L219 155V158L220 157H223V159L221 160V162L218 160V161H216V159H215V161L218 163V162H220L219 164H214L215 166H213L212 164H211V162L210 163H207L206 161H207V159H206V161H205V159H204V157L203 156H201L200 158H198V156L196 155L197 154V152H200L201 150H199V149H195V147L196 148H198L199 147V145L200 146H203V147H200V149H202V153H203V155H204V151L205 150H203L204 149V147H205V143H208V142H206V141H208L207 139H209V138H211V136H209L210 135V133L209 132H207L206 133V135L207 134H209V135H207L208 136V138L206 137V139L203 137L204 136V134L202 133V132H206V131H210L212 128H213V126L211 125V127H210V122L211 123H213V122H215V125H214V127L216 126L217 127V124H218V122L216 123V121H215V119H217L218 117H215V119L213 120V119H211L210 117V119L208 118V116L209 115H207V113H206V116L207 117H205V116H203V118H204V120H202V122H204V124L206 125H208V123H209V128H206V127H201V131H200V133L202 134V135H200L201 136V139H204V140H206L205 142H204V140H202V142H201V140H200V144H199V141L198 140H195V138H193V136H194V134H192L195 130H197V131H199L198 129H200L198 126H197V129H193L194 127H192V128H190V129H193L192 131V133H191V138H193L195 141H198V142H196L195 143V141L194 140H192L191 141V138H188V139H190V141L189 140H187V137L190 135H188L187 136V134L186 133H189V131L187 130V132H185L186 131V129H179V134H180V136L182 137V138H184V140L186 139L187 140V142L189 143V142H192V144H189V147H191V145L192 146H194L193 145V143L194 144H199V145H195V147H191L192 149H194V151L192 150L191 151V148H190V150H189V147L187 146L186 148H188V150L189 151H191V153L188 151H186V153H185V151H183V150H185V148H184V145H183V147H180V145H179V150L178 149H174L175 147H172L174 144H171V147L173 148V150H178V151H176V152H179L180 151V148H181V150L182 151H180V155H179V157L181 156V158H185L186 159V154H188L187 156L189 157V155H192V152H194L195 153V150H199V151H196V153L194 154L193 153V155H196L197 156V158L196 159H198L197 161L196 160H193V159H195V158H188L187 160H185V163H181V164H179V162H181V161H179V159H178V162L174 159V158H172L174 161H171V158H170V160H169V156H171L170 155V147H168L169 146V144L167 145V143H169L168 142V140H169V138L167 139V141H166V137H167V135H164V134H166V132L164 133V132H161V133H159L162 129H161V125L158 123V122H155V123H157L158 124V126L156 127V125H155V128H157V130H156V132L155 133H152L153 132V128L151 127L150 128V130L152 129V135H153V138H155V139H157V144H154V145H156V146H154L155 148L154 149H156L157 147L159 148V152L160 153H163L164 154V149H165V151L166 152H168V154H166L165 155V157L167 156V158H163V156L161 155V154H159L158 153V151H157V153H158V155L156 156L155 154V152L153 151L152 153H154L153 155H150L151 157L148 159V161H149V163H150V165H149V167H150V169H151V173H152V176L149 178V179H151L152 177V180L155 182L154 184V188H157L156 190L158 191V194H159V196H163L162 198H165L167 201H169V202H173L174 203V205L172 204V206H171V204L170 203H168V205H170L169 206V209L171 208H173L174 210H175V212L174 213H176V215H172L173 216V219L170 221V222H172V225H171V223H170V225L173 227V228H175L176 229V232H177V234L175 235L177 238L179 237V240H180V242H181V244L182 245H188V247L186 248V249H189V248H191V249H189V250H192V257H191V259L193 260V261H195V259H200L201 261H203V262H206L205 264H264V240H263V236H261L262 234H260L259 236L261 237V239H259L257 242L256 241H254V242H252L253 240L251 239H249L248 238V236H246L245 237V235H243L242 234V230H241V227H240V223L244 220V221H246L245 220V216H247V217H249L250 215L248 214L249 212V210H250V212H251V207L253 208V206H254V204L255 203H253L252 204V199H250L249 201H248V199H249V196L254 192V191H256V190H259L258 188L261 186V183L264 181V121H262V118H261V122L260 123H262L263 122V124H261L260 126H256L255 125V127H253V128H249V126L250 127H252V126H254V125H251V124H255L257 121H248V124H249V126L247 127V129H245L244 127H243V125H244V120H243V125H240V124H242L241 122L242 121H240L241 119H240V113H239V111H241V113L243 112V109L242 110H240ZM247 107V106H246ZM21 108V107H20ZM28 108V107H27ZM27 108H25V109H27ZM42 108V107H41ZM88 108V107H87ZM89 108H88V113H89V117H91L90 116V114L91 115H95V113L93 114V113H91V111H89ZM115 108V109H116ZM127 108V107H126ZM225 108V107H224ZM13 109H14V111H16L15 110V108L13 107ZM24 109V108H23ZM65 109H68V107L66 106L65 107ZM71 109V108H70ZM107 109V110H108ZM155 109V108H154ZM8 110V109H7ZM22 109H19V111H21ZM29 110V112H31L30 111V109H28ZM32 110V109H31ZM33 110H36V108L35 109H33ZM32 110V111H33ZM106 111V114H108L109 112H112V110L111 111ZM117 110H118V108H117ZM153 110V109H152ZM25 111V110H24ZM63 111V110H62ZM61 111V112H62ZM66 111V110H65ZM68 111H69V109H68ZM72 111H73V109H72ZM72 111L71 112H69V113H65V114H68V119H70L69 120V122H68V125H69V127L72 129V131H73V133H75L76 134V131H78V132H82V133H84V135H86V134H88V133H90V132H88V133H85V131L89 128H93L94 126H97V124L95 125V124H91V122H93L94 123V116H93V118L91 117V119L90 118H88L87 117V115H86V113L84 114V115H82L83 117L85 116V117H87L86 119H84V118H80V120L81 119H83V120H85L84 121V123H85V126L87 127V129L85 128H83L82 127V129L79 127V126H81L80 125V123H81V121H80V123H79V125H78V127H75L74 126V122H76V120H77V113H75L74 111H73V114L75 115L74 116V120H73V118H72V116H73V114H72ZM122 111H124V109L122 110ZM11 112H13L12 111V109H11ZM26 112H28L27 110H26ZM67 112V111H66ZM76 112H78V111H76ZM79 112V113H80ZM87 112V111H86ZM97 112H99V111H96V113ZM104 112H105V110H104ZM103 112V113H104ZM150 112V114H153L152 112H154V110L153 111H149ZM247 112H248V109H247ZM8 113H10V112H8ZM16 113V112H15ZM14 112L12 113L13 115V117H14V114H15ZM102 113V114H103ZM127 114H128V112H126ZM125 112H124V114H126ZM146 113H148V112H146ZM244 113L242 114V115H244ZM18 114V113H17ZM20 114H22L23 115V113L22 112H20ZM25 115H27L26 113H24ZM29 114V113H28ZM36 114H38V113H36ZM48 114V113H47ZM64 113H63V115H65ZM111 114V113H110ZM149 114V115H150ZM215 114V113H214ZM219 114V113H218ZM245 114H247V113H245ZM9 115V114H8ZM21 115V116H22ZM39 115V114H38ZM37 115V116H38ZM105 115V114H104ZM104 115H101V114H99L98 115V119H100L104 124L105 123H107V120H108V115H107V118L106 117H104ZM131 115V114H130ZM130 115H129V117H130ZM213 115V114H212ZM15 116H17L16 114H15ZM19 116V115H18ZM20 116V117H21ZM29 116V115H28ZM34 116V115H33ZM49 116V115H48ZM48 116H47V118H48ZM51 116V115H50ZM55 116V115H54ZM62 116V115H61ZM81 116V117H82ZM125 116V115H124ZM126 116H128V115H126ZM157 116V115H156ZM156 116H153L152 117V119L154 118V119H157L156 118ZM215 116H217V114H215ZM249 116H250V114H249ZM19 117V118H20ZM23 117V116H22ZM22 117H21V119H22ZM31 117H32V115H31ZM64 117V116H63ZM80 117V116H79ZM103 117L104 118H106L105 120H106V122H105V120L103 119ZM151 117V116H150ZM197 118H199L200 120L202 119V118H200V117H198V116H196ZM195 117V118H196ZM221 117V116H220ZM218 118V120L219 119H222V118ZM254 117V116H253ZM256 117V116H255ZM26 118V117H25ZM28 119L30 118V117H27ZM38 118H41V116L40 117H38ZM52 118V117H51ZM55 118V117H54ZM67 118V117H66ZM76 118V119H75ZM95 118H97V114H96V117ZM125 118V117H124ZM128 118V117H127ZM194 118V119H195ZM205 118H206V120H209V121H206L205 120ZM241 118H243V117H241ZM249 118V117H248ZM264 118V117H263ZM8 119H10V118H8ZM15 119V117L12 119V120H14ZM23 119H24V117H23ZM37 119V118H36ZM89 119L91 120V121H89ZM104 121H103V120ZM123 119V118H122ZM126 119V118H125ZM129 119V118H128ZM127 119V121H125L126 123H124V121H119L120 123L122 122V123H124L123 125H124V127H127L126 126V124L128 125L129 124V120ZM199 119H197V121H195L196 122V124H198V122H199ZM225 119V118H224ZM240 119V120H239ZM257 119V118H256ZM255 119V120H256ZM2 120V119H1ZM1 120H0V122H1ZM11 120V121H12ZM27 120V119H26ZM39 121H40V119H38ZM38 120H35V121H38ZM44 120H45V118H44ZM43 120V121H44ZM48 120V119H47ZM55 120V119H54ZM83 120H82V122H83ZM112 120H114V119H112ZM121 120V119H120ZM175 120V119H174ZM173 120V121H174ZM211 120H213V122L211 121ZM223 120V119H222ZM251 120V119H250ZM264 120V119H263ZM29 121V120H28ZM28 121H25V123H27ZM33 122H35L34 120H32ZM43 121H41V122H43ZM46 121V120H45ZM52 121V120H51ZM50 121V122H51ZM63 121V120H62ZM78 121V120H77ZM98 121V120H97ZM100 121V122H101ZM135 121V120H134ZM225 121H224V123H225ZM9 122V121H8ZM7 122V123H8ZM13 122V121H12ZM11 122V123H12ZM41 122L39 123V127H40V125H41ZM47 122H49V121H47ZM64 122H66V119H65V121H63V123ZM96 122V121H95ZM100 122H99V124H100ZM101 122V123H102ZM115 122L116 123H118L116 120H115ZM201 122V121H200ZM208 122V123H207ZM25 123H23L24 125H27V126H29V124L30 123H27V124H25ZM44 123V122H43ZM112 123H113V121L111 122V124H110V127H111V125H112ZM121 123V124H122ZM175 123H176V120H175ZM227 123H225V125L227 124ZM258 123H259V121H258ZM257 123V124H258ZM4 124V123H3ZM10 124V123H9ZM13 124V123H12ZM31 124H36V123H31ZM48 124H50V123H48ZM47 124V125H48ZM66 124H67V122H66ZM76 124H78V122L76 123ZM115 124V123H114ZM114 124L112 125V126H114ZM120 124V125H121ZM135 124V123H134ZM201 124V123H200ZM202 125V126H205V125ZM8 125V124H7ZM7 125H5V127H7ZM15 125V124H14ZM14 125H12V127L13 128H16V126L14 127ZM22 125V124H21ZM43 125V124H42ZM82 125H84L83 123H82ZM94 125V126H93ZM103 125V124H102ZM117 125V124H116ZM115 125V126H116ZM120 125H118V127H116L117 129H119V130H116V133H117V135H116V137H119V138H116V137H114V134L112 135V133H115V131H114V129H116L115 127H113L114 129H112V128H110V131H108L109 133H103L104 135H106L107 134V136H108V134H111L110 136H109V139H107V140H104V139H102L103 141H106V143H107V141H108V143L110 142V143H112L111 142V140H112V138H111V136H113L114 137V144H115V139H118V140H116V144H118L119 143V140H120V138L121 139H124L123 137H120L122 134H120V129H121V127H120ZM221 125H223L221 128V130L222 131H226V130H228L227 131V133L229 132L230 133V129H227L226 127L227 126H224V124H222L221 123ZM26 126V127H27ZM32 126V127H31ZM30 127H28V131H30V128L32 129L33 128V125H31ZM37 126V130L38 131H40V129L43 127L44 128V126H46L45 124H44V126H42L41 128H39ZM49 126V125H48ZM62 126H64V125H62ZM67 126V125H66ZM65 126V127H66ZM100 125H98V127H99ZM109 126V125H108ZM220 126V125H219ZM219 126H218V128H219ZM243 128H242V127ZM1 128H3L2 126H0ZM4 127V128H5ZM9 127V126H8ZM7 127V128H8ZM97 127V128H98ZM143 127H146V125L144 126L143 125ZM142 127V128H143ZM180 127H184V126H180ZM223 127H224V129H223ZM256 127H258L257 128V134L255 135V132H256ZM10 130L9 131H11V129H13V128H11V124H10ZM34 128V129H35ZM46 128H48V127H46ZM97 128H95L94 127V129H96V130H94V129H90L89 131H92V133H94L95 131H99V129H97ZM127 128H129V127H127ZM126 128V129H127ZM141 128V127H140ZM140 128H139V130H140ZM147 128L148 127H146V128H144V130H145V134L147 133L148 135H149V137L150 136H152L151 135V133H150V131H149V133H148V131H147ZM189 128V127H188ZM207 130H206V129ZM211 128V129H210ZM20 129V128H19ZM36 129L35 130H33L32 132H33V134H34V136H31V135H33V134H31L32 132H26V133H24L25 135H27V134H31L29 137H30V139L32 138V137H34V141L36 142L37 140H40V139H37V138H39V137H37L36 135H35V133L36 132H34V131H36ZM105 129H108V127H106ZM104 129V130H105ZM126 129H124L123 127H122V129L121 130H123V132H127V130ZM130 129H132V127L130 128ZM134 129V128H133ZM132 129V131H134ZM217 128H215V130H216ZM245 129V130H244ZM6 130V129H5ZM43 129H41V131H40V135H38L37 133V135L38 136H41V133L44 131H42ZM68 130H69V128H68ZM93 130H94V132H93ZM114 131V132H112V131ZM125 130V131H124ZM148 130H149V128H148ZM185 130V131H184ZM218 130V129H217ZM216 130V131H217ZM4 131V130H3ZM14 131H16V130H14ZM62 131V130H61ZM71 131V130H70ZM120 131V132H119ZM185 133H184V132ZM220 130H218L217 132H215L216 134L218 133V135L220 134V132H219ZM221 131V132H222ZM224 131V132H225ZM19 132V131H18ZM49 133H50V131H48ZM48 132H46L45 131V136H41L43 139H47L46 137L48 136H46V133H48ZM63 133V135H65V134H67V132L65 133L64 131H62ZM77 132V133H78ZM111 132V133H110ZM123 132H121V133H123ZM125 132V133H126ZM129 132H130V130H129ZM129 132H127V134L129 133ZM141 132H142V129H141ZM191 132V131H190ZM211 133L212 132H214V130L212 129V131H210ZM3 133V132H2ZM12 133V132H11ZM16 134L17 132H13V134ZM21 133H22V131H21ZM21 133L19 134V135H21ZM99 133H101V132H99ZM98 132H97V134H99ZM115 133V134H116ZM118 133H119V136H118ZM140 133V132H139ZM144 133V132H143ZM164 133V134H163ZM228 133V134H229ZM231 133H232V130H231ZM230 133V134H231ZM7 134V137H8V139H9V142H12V144H10L11 145V147H10V145H9V149H8V147H6V149H8L9 151H7V153H8V157L7 156H3V157H1V158H7L6 160L4 159H0V161L1 160H3V161H1L0 163H4V161L6 162L5 164H7L8 165V162L10 161V159H11V163L13 162V161H15L16 162V160H14V159H16L17 158V160H18V157L19 156H21L22 155V153H20V155L19 156H17L16 155V147L18 146V144H17V142H22L23 141V145H24V147H25V145H26V147H27V142L29 141V139H28V135H27V139L26 138H24V135L22 134V137L25 139V140H27L26 142H24V140H22V139H20V138H17V139H20V140H16L17 142L15 143L13 140L12 141H10L11 139H10V137H9V133H6ZM44 134V133H43ZM91 134V133H90ZM124 134V133H123ZM126 134V135H127ZM130 134V133H129ZM128 134V135H129ZM146 134V135H147ZM157 134V135H156ZM160 134H161V136H160ZM198 134V132L196 133V135ZM215 134V135H216ZM229 134V135H230ZM58 135V134H57ZM62 135V136H63ZM78 135V134H77ZM91 135H93V134H91ZM94 135H96V134H94ZM93 135V136H94ZM102 135V134H101ZM131 135H133V134H130V137H132ZM140 135V134H139ZM164 136V138H162L163 136ZM195 135V136H196ZM212 135H213V133H212ZM229 135H226V136H224V137H227V136H229ZM232 135V134H231ZM5 136V135H4ZM14 136V135H13ZM17 136V135H16ZM15 136V137H16ZM50 136H52V134L50 135ZM59 136H61V134L60 135H58L57 137H59ZM66 136V135H65ZM68 136V135H67ZM86 136H90V135H86ZM122 136H124L125 137V134L124 135H122ZM214 136V135H213ZM212 136V137H213ZM234 136V135H233ZM257 136V137H256ZM6 137V136H5ZM4 137V139L6 140L7 139V137L5 138ZM15 137H13L14 139H15ZM18 137V136H17ZM37 137V138H36ZM45 137V138H44ZM49 137V136H48ZM73 137H74V135H73ZM75 137H76V135H75ZM74 137V138H75ZM94 137H96V139H98V141H99V137L96 135V136H94ZM102 137V136H101ZM105 137V136H104ZM145 137V136H144ZM148 137V136H147ZM216 137H218L217 135H216ZM230 137V136H229ZM51 138V137H50ZM61 138V137H60ZM60 138H58V139H60ZM68 138H69V136H68ZM72 138V137H71ZM71 138H69V139H71ZM73 138V139H74ZM93 138V137H92ZM91 138V139H92ZM106 138H108V137H106ZM125 138H127V137H125ZM152 138V140H154ZM1 139V138H0ZM63 141L64 140H66V139H63V138H61ZM60 139V141H62ZM89 139V138H88ZM90 139V141H96V140H91ZM95 139V138H94ZM160 139H163V140H161V141H159ZM165 139V140H164ZM198 139H200V138H198ZM32 140V141H31ZM30 141L31 142H33V139H31ZM42 140V139H41ZM45 140H42V142L44 143V141ZM47 140H49V139H47ZM46 140V141H47ZM81 140V139H80ZM110 140V141H109ZM126 140V139H125ZM186 140H185V142H186ZM212 141H214V139H211ZM1 141L3 142V138L1 139ZM71 141H72V139H71ZM74 141H75V139H74ZM82 141V140H81ZM120 141H122V140H120ZM129 141H130V139H129ZM128 141V138H127V143L129 142ZM194 141V142H193ZM2 142L0 143V150L4 147L5 148V146H6V144L7 143H9L8 142V140H7V143L5 144V145H3L2 147H1V145H2ZM6 142V141H5ZM14 142V143H13ZM52 142V141H51ZM59 142V141H58ZM94 142H89L90 143V145H91V143H92V145H93V143ZM100 142V141H99ZM162 142V143H161ZM163 142L165 143L166 142V144H164V146L165 145H167L166 147L167 148H165V147H161V145L163 146ZM186 142V143H187ZM209 142H211L210 141V139H209ZM30 143V142H29ZM36 143H38V142H36ZM43 143H40L39 142V145L38 146H40L41 144H43ZM62 143V142H61ZM61 143H60V146H64V147H66V148H68V150H66V151H68V152H66L65 150H64V148H63V150L68 154V158L67 159H63L64 160V162L65 163H63V165L64 164H66L67 166V170H68V173L70 174V176H72V178L74 179V180H78L80 183H84V184H86L87 185V187L88 188H86L85 190L86 191H84V194L82 195L81 194V192H80V190L78 189V190H76L75 192H74V194L76 195V197H74L75 199H74V201L72 200L71 202H69L70 200H67L68 198H64V197H62V194H63V192L60 194L59 192H58V194H60L61 196H57L56 195V200H54V198L52 197L54 194H56V190H55V193L53 192L52 193V191H53V189H55V187H56V185L59 183V174H60V176H61V173H62V171L63 170H58V172H59V174H57V169H58V167H59V165H57V163H55L54 161L55 160H57V162H59V160L58 159H56V157L54 158L55 160L52 162L50 159H46L45 158V156L48 154V152L50 153V150L48 151L47 149H46V151H40L39 150V153L40 152H42V154L41 155H43V153H44V156L42 157L41 156V158L39 159V161L41 160V159H43L42 160V162H43V164H42V166L39 168V167H37V169H35L34 168V166L33 165H31L30 167H29V169H30V171L29 172H27V175H26V173L25 172H23L22 173V175L24 176V175H26V178L25 177H22V178H25L26 180H29L27 183L24 181L23 182V180H22V182H20V183H23V186H21L20 188H19V186L17 185L18 183L17 182H13V183H15L16 184V186L18 187L17 189H21L20 191H18L17 189L16 190H14L13 189V187L15 186V184H13L12 183V176L10 177H8V181H10L11 183L9 184L7 181H4V183L6 184V186H4V185H1L0 184V228H1V226L3 225V222H5V224H7L9 227L7 228V229H9V228H11L10 227V225L12 226V223H14V224H16V222L17 223H20V221H21V219L22 218H24V217H26V218H24V223L21 221V223H23V225L26 223V222H29L31 219H34L33 217H34V215H35V217H37V215L36 214H38V216L40 215H42V214H45V217H48L49 215H51V218H50V220L48 219V221L46 222V225H47V223L49 224H51L52 225V223L51 222H53V224H58V226L61 224V226H59L60 227V230L59 231H63V232H65V233H63V232H61L62 233V236H60V238L61 237H65V236H63V235H65L67 232L71 235V236H73L76 232H75V230H73V228H75V229H77V232H79V233H82V238H87V242L89 243V242H92L93 240V238L92 237H94V238H96V239H98V240H103L102 241V243H101V240H100V245L97 243V241L98 240H95L96 242H94L96 245H97V248L99 249V248H101L100 246H102V252L100 253V255H97L100 259H98V257L96 256V255H94V256H96V257H94V258H97L98 259V264H126V263H124L123 262V255L124 254H126V253H128L129 252V250L131 249V248H133V244L134 243H137V242H139V243H141V246L136 250V252H137V254H136V252L134 253V255H133V252H134V250H133V252L131 253L132 255H133V258H134V256H135V254L137 255V256H135V257H137L138 259L137 260H135L134 262L132 261V260H129V262H127V264H143V262H144V264H146V263H148L149 262V264L151 263L150 261H147L146 262V260H148V256H149V258L151 259V255L153 254V256H154V258H156L155 257V255H156V248H157V246H159V245H161V243H162V237H164V235L161 237V231L163 232V230H165V226L163 225V222L162 221H164L163 219H162V221H161V218H160V216L158 215V214H160V205L159 206H157V204H156V201L151 197V193H150V191H147V189L145 188V187H147L146 186V183H144L145 181H147V180H145L144 178H146V179H148L147 178V176H145V173L143 172V171H141V169H142V164L144 165V163H138V162H140L141 161V156L142 155H140V154H142L143 153V151H140V152H142V153H140V152H138L137 153V156L138 155H140L139 156V159L137 158V160H139V161H137V162H132V160H131V162L133 163H131V162H129L128 160H127V163L129 162L130 163V165L132 166V165H134L135 163H138V164H140L141 165V167L139 166V168L137 167V166H134V167H136L135 169H137L138 168V170L140 169V171H137L136 170V173H134V174H138L137 176V180L136 179H133V180H130V176L133 174V173H129V172H127V173H129L130 174V176H128V175H126V171H124V170H127V169H131V168H133V167H131L130 166V168L129 167H125V166H127V164L125 165V158H124V156L123 155H126V154H122L121 155V157L123 156V160H121L120 158H113L115 155H113V159L112 158H105V157H103V158H98V160H95V159H89L90 157H88V158H86V159H84L85 157L83 156V159L85 160H80V158H78V157H76V156H78L77 154H80V153H78L80 150V147L78 148V152L76 151V153L74 154V155H72L74 152H75V149H74V151H72L73 153H71V156L69 155L70 154V151L72 150V148L73 147H75V146H72V145H70L71 143L73 144V142H71L70 144H69V142H63V144L61 145ZM83 143H84V146H86L87 144L86 143H88V142H84L83 141ZM105 143V146L108 144H106ZM121 143V142H120ZM124 143H126V142H124ZM126 143V144H127ZM131 143V142H130ZM182 143H184V142H182ZM203 145H202V144ZM21 143H19V146L21 147L22 146V144L20 145ZM31 144V143H30ZM46 144H50V143H47L46 142ZM57 144H59V143H57ZM86 144V145H85ZM97 144V143H96ZM95 143H94V145H96ZM99 144V145H98ZM96 146L99 148V146H100V144H101V147L102 146H104V143L102 144V143H98ZM122 144H123V142H122ZM211 144V143H210ZM51 145H52V143H51ZM54 143H53V148H54V151L56 152V149H55V147H54ZM119 145H121V144H119ZM119 145L117 146V147H113V148H117V149H114V152H112L113 151V149H111L110 147H112V145L111 146H106V149H105V146L102 148V149H104V151H106V152H108V150H110L111 149V151H109V153L111 152L112 154H116L115 152H117L118 151V149H119V154L121 153V151H122V149H124L123 147H119ZM124 145V144H123ZM150 145H153V144H149V146ZM214 145V144H213ZM14 146H16V147H14ZM33 146V145H32ZM35 146V148H38L37 146H36V144L34 145ZM45 146L46 145H44V149H45ZM95 146V147H96ZM126 146V145H125ZM124 146V147H125ZM176 146V145H175ZM20 147H18V149H20ZM23 147V146H22ZM24 147L22 148V149H24ZM25 147V148H26ZM31 147V146H30ZM83 147V146H82ZM86 147H89L88 145L86 146ZM90 147H92V146H90ZM90 147H89V149H90ZM94 148V147H92V148H94L95 150L97 149L98 150V148ZM101 147H100V150H102L101 149ZM108 147V148H107ZM119 147V148H118ZM213 147V146H212ZM215 147H216V145H215ZM2 149V152L0 153V156H2L3 154H4V151H6V149ZM15 148V149H14ZM49 148V147H48ZM52 147H50V149H51ZM122 148V149H121ZM157 148V149H158ZM161 148H164L163 150L161 149ZM172 148H171V151L173 152V150H172ZM184 148V149H183ZM39 149V148H38ZM37 149V150H38ZM88 149V148H87ZM94 149H92V150H89V152H88V154L89 155H92V154H94V152H93V150ZM143 149H144V146H143ZM167 149H169L168 151H167ZM206 149V148H205ZM212 149H214V148H212ZM211 149V150H212ZM224 149H225V147H224ZM4 150V151H3ZM28 150H30V149H28ZM33 150V149H32ZM42 150V149H41ZM76 150H77V147H76ZM83 150V149H82ZM84 150L86 151V148L84 147ZM127 150H129V149H127ZM139 150H141V148L139 149ZM207 150H209V149H207ZM227 150H225V152L227 151ZM18 151V150H17ZM20 151V150H19ZM126 151V148L124 149V151H122V152H125ZM130 151V150H129ZM152 151V150H151ZM174 151V152H175ZM37 152V151H36ZM64 152V153H65ZM81 152V151H80ZM83 153H84V151H82ZM82 152H81V154H82ZM96 153H97V151H95ZM103 152V150L101 151V152H99V154L100 153H102ZM128 152V151H127ZM165 152V153H166ZM173 152V153H174ZM183 152H184V154H185V156H183L184 154H183ZM207 152V151H206ZM211 152L212 151H210L209 152V154H208V157L210 156V154H211ZM214 152V151H213ZM7 153H6V155H7ZM14 153H15V155H14ZM26 153V152H25ZM27 153H29V152H27ZM39 153L37 152V156H39ZM151 153V154H152ZM172 153V154H173ZM183 155H182V154ZM24 154V153H23ZM30 154H31V151H30ZM57 154H58V151H57ZM111 154V155H112ZM118 154V153H117ZM131 154V153H130ZM225 154V153H224ZM10 155L12 156V155H14V157L12 156L11 158H10ZM29 155V154H28ZM52 154L50 153V155L49 156H51ZM65 155V154H64ZM76 155V156H75ZM86 155V154H85ZM103 155H104V153H103ZM110 155V156H111ZM128 155H129V152H128ZM169 155V156H168ZM212 155H214V153L213 154H211V156L210 157H213ZM223 155V156H222ZM48 156V155H47ZM53 156V155H52ZM75 156V157H74ZM119 156V155H118ZM153 156H156V157H153ZM173 156H176V155H173ZM204 156H206V155H204ZM215 156V155H214ZM16 157V158H15ZM64 157V156H63ZM62 157V158H63ZM203 157V159L204 160H202L201 158ZM207 157V156H206ZM210 157H209V159H210ZM216 157H217V155H216ZM32 158V157H31ZM49 158V157H48ZM53 158V157H52ZM12 159H13V161H12ZM33 159H34V157H33ZM126 159H127V157H126ZM129 159V158H128ZM200 159V160H199ZM31 160V159H30ZM133 160H135V159H133ZM143 160V159H142ZM181 160V159H180ZM210 160H212V159H210ZM34 161L37 163V161H36V159H34ZM62 160H60V162H61ZM118 161H121V162H118ZM123 161V162H122ZM136 161V160H135ZM175 161L177 162V163H175ZM214 161V162H215ZM15 162H13V163H15ZM34 162V163H35ZM59 162V163H60ZM63 162V161H62ZM61 162V163H62ZM209 162V161H208ZM10 162H9V164H11ZM11 164V168L12 169H10V170H12V171H15V169H17V171L18 170H21V168L18 166V165H16V166H18V168H20V169H18V168H14V164ZM34 163H32V164H34ZM128 163V164H129ZM41 164V163H40ZM38 165V164H37ZM136 165V164H135ZM0 166H2V167H0V169H2V168H4V167H7V166H3V164H1ZM13 166V167H12ZM32 166H33V168H32ZM40 166V165H39ZM129 166V165H128ZM124 167L126 168V169H124ZM145 167V166H144ZM214 167V168H213ZM13 168H14V170H13ZM32 168V169H31ZM39 168V169H38ZM59 168H61V166L59 167ZM2 170H5V168L4 169H2ZM129 170H127V171H129ZM6 172H8V170H5ZM11 171V172H12ZM17 171L15 172V173H17ZM130 171H132V170H130ZM10 172V173H11ZM124 172H125V174H124ZM132 172H135L134 170L132 171ZM2 173V171L0 170V177H2L3 175L1 174ZM10 173H3L4 175L5 174H10ZM144 173V175L142 176V174ZM150 173V172H149ZM11 175H12V173H11ZM16 176V174H13V176ZM18 175V174H17ZM65 175H67V174H65ZM149 175V174H148ZM15 176H14V178H15ZM19 176V175H18ZM17 177V176H16ZM62 177H63V175H62ZM68 178H70L69 176H67ZM135 177H136V175H135ZM5 178H7L6 177V175H5ZM13 178V179H14ZM20 178V177H19ZM133 178V177H132ZM131 178V179H132ZM16 179V178H15ZM15 179H14V181H15ZM24 179V180H25ZM63 180V179H62ZM66 180H70V179H66ZM135 180L137 181V182H135ZM263 180V181H262ZM0 181H1V179H0ZM17 181V180H16ZM18 181H19V179H18ZM61 181V180H60ZM64 181V180H63ZM63 181H62V183H63ZM71 181V180H70ZM134 182L135 184L134 185H136L135 187H134V189L132 188L134 185H132L131 183L132 182ZM9 184H7V183ZM66 182V181H65ZM78 182V183H79ZM131 182V183H130ZM26 183V184H25ZM83 183H82V185H83ZM153 183V182H152ZM197 183H199V184H197ZM3 184V183H2ZM13 184V186H11ZM25 184V185H24ZM200 184H202V187H206V190H201V186L198 188V187H196V186H199ZM74 185H76V184H74L72 181L71 182H66L64 185H63V188L61 187V189L59 188V190L60 191H65L66 190V192L68 193V189H75V186ZM79 185V184H78ZM132 185V186H131ZM15 186V187H16ZM61 186V185H60ZM78 187H81V186H78ZM63 189V190H62ZM200 189V190H199ZM58 191V190H57ZM83 191V190H82ZM156 191V192H157ZM155 192V191H154ZM149 193V194H148ZM65 194V193H64ZM64 194H63V196H64ZM71 194V193H70ZM69 194V195H70ZM73 194V195H74ZM157 195V194H156ZM264 195V194H263ZM153 196V195H152ZM201 196H203V197H201ZM66 197V196H65ZM68 197V196H67ZM263 197L264 196H262V199H263ZM61 198V200H59V199ZM69 198H70V196H69ZM72 198H73V196H72ZM130 199H132V201L134 202L135 201V203H131V204H134L136 207H135V209L137 208V210L135 211V212H137L136 213V215L135 216H133V217H131V218H129L128 220H126V221H124L123 220V218H122V216L123 215H125V214H123L124 212H123V210L127 207V205H128V203H129V200ZM58 200V201H57ZM252 200V201H251ZM131 201V202H132ZM165 201V200H164ZM251 202V203H250ZM254 202V201H253ZM164 203V202H163ZM164 204H166V206H167V203H164ZM251 204L253 205V206H251ZM15 205H17L18 206V209H16V207H15ZM263 205V204H262ZM133 206V205H132ZM264 206V205H263ZM255 207V206H254ZM159 208V209H158ZM162 208V207H161ZM258 208V207H257ZM63 209H68L67 211L65 210V212H67V215H68V213L70 212L71 214L70 215H68V216H70V217H68L66 214H65V212L63 211ZM130 209H132V208H130ZM167 209H168V207H167ZM169 209H168V211H169ZM254 209V208H253ZM253 209H252V211H253ZM261 209V208H260ZM263 209V208H262ZM16 210H17V214H16ZM174 210H170V211H174ZM48 212L49 213V215L47 216V213H45V212ZM64 212V217H61L62 218V220H61V218H60V216L59 215H61L62 216V214H63V212ZM256 212H257V210H255ZM263 210H261V213L263 214V212H262ZM39 212V213H38ZM60 212H62V214H59ZM248 212V213H247ZM56 214V216H54L55 214ZM59 215H58V214ZM163 213H165V212H163ZM258 213H260V211L258 210V212H257V216H258ZM33 215L32 216V218L30 217V215ZM54 214V215H53ZM173 214V213H172ZM248 214V215H247ZM262 214H261V216H258V217H262ZM52 215L54 216V217H52ZM129 215V214H128ZM131 215V214H130ZM27 216H28V218L30 219H28L27 218ZM59 216V217H58ZM42 217H44L43 215H42ZM67 217V218H66ZM124 217V216H123ZM130 217V216H129ZM246 217V218H247ZM257 217V218H258ZM128 218V217H127ZM126 218V219H127ZM260 218H258V219H260ZM26 219H28V220H26ZM37 219V218H36ZM39 219V221H40V217L38 218ZM37 219V220H38ZM46 218H45V220H47ZM25 220H26V222H25ZM42 220H44V218L42 219ZM41 220V221H42ZM83 220H87L88 222H89V224H90V227L88 226V228L89 229H87L86 227H85V225H86V223L85 224H83L82 223V221ZM263 218H262V224H264V222H263ZM36 221V220H35ZM34 220H33V222L34 223H31L29 226V228L28 229H30V230H32L31 228H32V224H34V226H35V224H37L36 222H35ZM45 222V221H44ZM44 222H42V223H44ZM4 224V225H5ZM27 224V223H26ZM39 224H41V223H39L38 222V224L37 225H39ZM49 224V225H50ZM17 225L18 224H16V227H17ZM19 226L20 228H18V229H20L21 231H22V227H24V226ZM43 225V224H42ZM49 225H48V227H49ZM55 225H53V226H55ZM246 225V224H245ZM15 226V225H14ZM27 226V225H26ZM63 226V227H62ZM248 226V225H247ZM253 226V225H252ZM4 227V226H3ZM28 227V226H27ZM27 227H25V229L27 230ZM37 227V226H36ZM36 227H34V228H36ZM39 227H40V225H39ZM43 227H45V223H44V226ZM52 227V226H51ZM78 227V228H77ZM245 227L246 226H244L243 228L245 229ZM5 228V227H4ZM33 228V229H34ZM47 228V227H46ZM46 228H43V229H46ZM54 228V227H53ZM55 228H56V226H55ZM63 228V229H62ZM80 228V229H79ZM162 228H164L163 230H162ZM13 229V228H12ZM15 229V228H14ZM24 229V228H23ZM24 229V230H25ZM57 229V228H56ZM59 229V228H58ZM57 229V230H58ZM72 229V230H71ZM175 229L174 230H172V235H173V231H174V233H175ZM243 229V230H244ZM250 230H251V228H249ZM253 229V228H252ZM2 230H4V229H2ZM17 230V229H16ZM15 230V231H16ZM29 230V231H30ZM51 230H52V228H51ZM81 232H80V231ZM5 231H8V230H5ZM12 231V230H11ZM58 231V232H59ZM70 231H72L71 233H70ZM246 231H247V229H246ZM246 231H244V232H246ZM9 232V234H7L6 236H7V238L9 237L8 235H10V231H8ZM20 232V231H19ZM25 232V231H24ZM28 232V230L26 231V233ZM32 232V231H31ZM52 232V231H51ZM57 232V231H56ZM57 232V233H58ZM75 232V233H74ZM23 233V232H22ZM21 233V234H22ZM53 233V235L57 238L59 235L58 234H60V232L57 234V236L55 235V230H54V232H52ZM72 233H73V235H72ZM170 233H171V231H170ZM3 234V236L5 235V233H4V231L2 232L1 231V233H0V235H2ZM14 234H15V232L13 233V236H14ZM16 234H17V238H19L18 237V235L20 236L21 234L20 233H18V230H17V232H16ZM16 234H15V237H13L12 238V236L10 237V238H12V240L15 238L16 239ZM28 234V233H27ZM69 234H66L67 236L69 235ZM84 234V235H83ZM244 234H246V233H244ZM249 234H250V232H249ZM23 235H24V233H23ZM26 235V234H25ZM61 235V234H60ZM69 235V236H70ZM78 235V236H79ZM178 235V236H177ZM258 235V234H257ZM66 236V237H67ZM68 236V237H69ZM70 236V237H71ZM75 236V235H74ZM74 236H73V238H74ZM85 236V237H84ZM174 236V237H175ZM250 236V235H249ZM254 236H256L255 234H254ZM23 237V236H22ZM65 237V238H66ZM75 237H77V235L75 236ZM253 237V235L251 236V238ZM257 237V236H256ZM0 238H2V239H0V241L1 240H3V238L4 237H1L0 236ZM46 238V237H45ZM49 238H51V237H49ZM49 238H48V240H49ZM80 238V237H79ZM27 240H29V241H32V240H30L29 238H26ZM54 239V238H53ZM53 239H51V240H53ZM58 239H59V237H58ZM72 239V238H71ZM106 240V242H104L105 240ZM255 239V238H254ZM5 240V239H4ZM10 240V239H9ZM18 240V239H17ZM40 239H38V241H39ZM62 240H63V238H62ZM62 240H60L61 242H62ZM80 240L81 241H83L84 239H81L80 238ZM91 240V241H90ZM175 240H176V238H175ZM6 241H8V240H6ZM33 241H34V239H33ZM38 241L36 240V241H34L35 243L34 244H36V243H38ZM53 241H55V239L53 240ZM52 241V242H53ZM176 241H178V240H176ZM262 241V242H261ZM9 242V241H8ZM10 242H11V240H10ZM23 243H25L26 242V240L25 241H22ZM22 242L20 241V243L19 244H22ZM45 242H47L48 243V241H45ZM61 242H55V243H58V244H56V245H58V246H56L57 248H55V249H58L59 250V246L61 245L60 243ZM66 242L68 243L69 241H67L66 240ZM84 242V241H83ZM103 242H104V246L102 245L103 244ZM27 243H29L28 241H27ZM42 244L43 243V240H41L38 244ZM49 243H50V240H49ZM49 243L47 244V246L49 245ZM63 243V242H62ZM66 243V244H67ZM70 243V242H69ZM93 243V242H92ZM164 243H166V242H164ZM30 245L32 244L31 242L29 243ZM34 244H33V246H34ZM52 244V243H51ZM71 244H74L72 247H74V249L72 248V251H70V253L71 252H74V254L75 253H77V251L80 249V248H78V250H77V246H76V244H79V243H77V241H76V244H75V241L73 242V243H71ZM70 244V245H71ZM81 244V243H80ZM106 244V245H105ZM177 244V243H176ZM24 245V244H23ZM37 245V244H36ZM43 245V246H42ZM42 245H40L39 247L40 248H44V247H46V246H44V245H46V243L45 244H42ZM54 245V244H53ZM52 245V246H53ZM64 244H62L61 246L62 247H64L63 246ZM70 245H69V247H70ZM83 245V244H82ZM93 245V244H92ZM99 245V246H98ZM136 245V244H135ZM0 255L2 256V261H3V263L4 262H6V260L8 261V259H10V257L12 256H14L15 257V255L13 254V255H10L9 256V253L11 254V252H15V251H17V248H20V246H17V247H13L15 250L13 251V249L11 250V252H9L8 251V247H7V245H6V243H2V245L0 244ZM11 246V245H10ZM9 246V247H10ZM22 246V245H21ZM42 246V247H41ZM137 246H138V244H137ZM190 246V247H189ZM54 247H55V245H54ZM69 247H68V245H67V247L65 246L64 248L66 249V248H68L69 249ZM79 247H81V246H79ZM183 247V246H182ZM185 247V246H184ZM43 248H42V251H43ZM47 248V247H46ZM64 248H62L61 249V247H60V249L61 250H59V253L61 254V252H63L65 249ZM76 248V249H75ZM84 248H85V246L82 248V250H79V251H83L84 252ZM94 248H95V246H94ZM94 248H92L93 250H95ZM21 249V248H20ZM20 249L18 250V252L20 251ZM54 248H52V250H53ZM24 250V249H23ZM28 250V249H27ZM26 250V251H27ZM41 250V249H40ZM45 250H48L49 251V249H45L44 248V252H45ZM51 250V251H52ZM58 250L56 251V252H58ZM63 250V251H62ZM71 250V249H70ZM189 250H187V251H189ZM42 251H41V253H42ZM51 251H49L48 253H47V256H48V254L51 252ZM54 251V250H53ZM52 251V252H53ZM76 251V252H75ZM32 252V254H35V252L33 253V251H31ZM47 252V251H46ZM45 252V253H46ZM55 252V251H54ZM54 252H53V255H54ZM55 252V253H56ZM130 252H131V250H130ZM24 253H26V252H24ZM40 253V255H42ZM56 254L55 256H56V260H59V257H61L60 256V254ZM66 253H68V251L66 250ZM66 253H65V255H66ZM70 253H68V255L70 254ZM16 254V253H15ZM20 254V253H19ZM19 254H17L16 256L18 257V255ZM29 254V253H28ZM63 255H64V252L62 253ZM71 254H73V253H71ZM73 254V255H74ZM130 254V253H129ZM24 255H26V254H24ZM44 255V254H43ZM73 255H70L69 256V258L72 256L73 257ZM78 255V254H77ZM22 256V255H21ZM20 256V257H21ZM32 256V255H31ZM35 257L37 256L36 254L34 255ZM152 256V257H153ZM157 257H158V255H156ZM13 257V258H14ZM25 257V256H24ZM26 257H29V256H26ZM38 257H39V255H38ZM42 256H40V258H41ZM44 257H45V255H44ZM44 257L42 258L43 260V262H40L41 260H40V258H36V259H33V257H32V259H29L30 260V262H32L33 261V264H36V260H38L39 259V263L40 264H44L45 262H47L48 260H47V258L46 259H44ZM65 257V256H64ZM71 257V258H72ZM75 257V256H74ZM73 257V258H74ZM125 258H126V256H124ZM58 258V259H57ZM69 258H67V260H70ZM77 258V257H76ZM75 258V259H76ZM124 258V259H125ZM147 258V259H146ZM161 258V257H160ZM24 259V258H23ZM50 259H51V257H50ZM49 259V260H50ZM64 259V258H63ZM66 259V258H65ZM135 259V258H134ZM153 259V258H152ZM157 259V258H156ZM17 260V259H16ZM25 260V259H24ZM32 260V261H31ZM72 260V259H71ZM79 261H81V260H83V259H78ZM94 260V259H93ZM159 260H161V259H159ZM167 260V259H166ZM11 260H9L8 262L9 263H12L13 261H11ZM14 261H15V258H14ZM20 261V262H19ZM17 260V261H15V262H19V264L21 263V262H23L22 260ZM34 261H35V263H34ZM45 261V262H44ZM52 261H54V259L53 260H51L50 261V264H51V262ZM130 261H132V262H130ZM152 261H154V259L152 260ZM157 261H158V259H157ZM66 262V261H65ZM65 262H62V264L64 263V264H66ZM126 262V261H125ZM2 263V264H3ZM24 263V262H23ZM29 262H27L26 264H28ZM38 262H37V264H39ZM97 263V262H96ZM159 263V262H158ZM162 263V262H161ZM12 264H17V263H12ZM30 264V263H29ZM47 264H48V262H47ZM52 264H53V262H52ZM54 264H58V262L56 263V261L54 262ZM152 264V263H151ZM155 264H157V262H156V260H155ZM160 264V263H159ZM170 264H172V263H170Z\"/></svg>",
    "mask_w": 264,
    "mask_h": 264
}]
</instances>
